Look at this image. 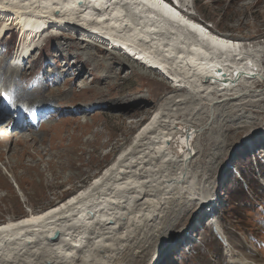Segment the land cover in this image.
I'll list each match as a JSON object with an SVG mask.
<instances>
[{"label": "rangeland", "instance_id": "1", "mask_svg": "<svg viewBox=\"0 0 264 264\" xmlns=\"http://www.w3.org/2000/svg\"><path fill=\"white\" fill-rule=\"evenodd\" d=\"M191 6L190 19L208 24L212 34L224 35L248 47L245 49L260 47L255 64L264 76V0H191ZM12 26L0 40V84L22 87L33 76L37 82L39 76H51L46 95H53L50 99L60 109L38 129L0 142V224L65 203L88 188L160 109L168 121L178 118L201 129L192 144L189 172L195 176L194 193L209 194L210 203H205L210 205L207 209L213 207L214 214L206 225L202 218L206 209L201 211L194 201L175 197L162 230L156 229L163 224L160 221L140 226L141 237L129 247L128 257L138 256L135 248L146 249L143 241L151 238L153 250L147 257L136 259L140 264H184L186 260L189 264H225L226 256L220 249L223 235L238 264H264L261 250H250L255 246L251 240H237L238 231L247 234L252 230L255 239H263V83L247 86L243 98L236 100H231L235 96L212 97L211 117L208 100L175 89L154 72L95 44L94 35L70 30L72 27L64 31L48 28L35 40V47L41 42L43 47L23 63L28 69H13L12 76H7L10 67L22 62L12 58L22 50ZM15 35L18 43L15 39L11 48ZM4 46L11 49L10 54ZM240 192L243 196L238 197ZM250 212L255 218L252 223L248 220ZM26 249L15 264H25L29 257L33 263L44 261V248L31 244ZM124 258L117 264H131Z\"/></svg>", "mask_w": 264, "mask_h": 264}, {"label": "bare ground", "instance_id": "2", "mask_svg": "<svg viewBox=\"0 0 264 264\" xmlns=\"http://www.w3.org/2000/svg\"><path fill=\"white\" fill-rule=\"evenodd\" d=\"M172 1L174 5L165 0H0V40L9 26L17 27L22 47L15 54L18 61L48 28L92 34L98 45L159 74L175 89L208 100L211 117L212 97L236 100L247 86L264 84L255 64L260 47L245 49L209 33L189 18L191 0ZM162 112L151 114L130 146L88 188L65 203L0 224V264L17 263L19 253L31 244L44 248L41 255L46 257L41 263L29 257L25 264H117L124 257L140 264L136 259L153 250L150 238L143 241L146 249L135 248L138 256L128 257L140 226L160 221L156 229L162 230L175 197L198 205L209 202L206 192L194 193L195 176L189 172L192 144L201 129L178 118L168 121ZM10 136L1 133L0 142ZM228 263L235 264L230 257Z\"/></svg>", "mask_w": 264, "mask_h": 264}, {"label": "trees", "instance_id": "3", "mask_svg": "<svg viewBox=\"0 0 264 264\" xmlns=\"http://www.w3.org/2000/svg\"><path fill=\"white\" fill-rule=\"evenodd\" d=\"M11 40H13V38H12ZM245 186L248 187L247 183H245ZM248 188H249V187H248ZM237 189H239V188H237ZM239 190H240V189H239ZM241 196H243V193H242V192H240V193L238 194V197H241Z\"/></svg>", "mask_w": 264, "mask_h": 264}, {"label": "water", "instance_id": "4", "mask_svg": "<svg viewBox=\"0 0 264 264\" xmlns=\"http://www.w3.org/2000/svg\"><path fill=\"white\" fill-rule=\"evenodd\" d=\"M217 71H218V70H217ZM217 71H216V72H217ZM220 74L222 75V73H220ZM54 238H55V236H54Z\"/></svg>", "mask_w": 264, "mask_h": 264}]
</instances>
